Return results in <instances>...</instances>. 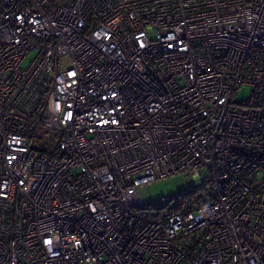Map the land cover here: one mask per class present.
Returning <instances> with one entry per match:
<instances>
[{
	"label": "built area",
	"instance_id": "obj_1",
	"mask_svg": "<svg viewBox=\"0 0 264 264\" xmlns=\"http://www.w3.org/2000/svg\"><path fill=\"white\" fill-rule=\"evenodd\" d=\"M0 264H264V0H0Z\"/></svg>",
	"mask_w": 264,
	"mask_h": 264
},
{
	"label": "rangeland",
	"instance_id": "obj_2",
	"mask_svg": "<svg viewBox=\"0 0 264 264\" xmlns=\"http://www.w3.org/2000/svg\"><path fill=\"white\" fill-rule=\"evenodd\" d=\"M150 37L154 38V35L150 34ZM34 56V52L29 53L24 60L23 67H27ZM249 94L250 89L244 87L238 92L237 100L245 101ZM195 188H197V185L194 178L183 174L172 175L149 183L146 187L139 189V196L145 207L144 213L149 214L159 208L173 207L176 204V196L182 195L184 192L193 191ZM166 200H170V202L166 203ZM139 213L142 214L143 212Z\"/></svg>",
	"mask_w": 264,
	"mask_h": 264
},
{
	"label": "trees",
	"instance_id": "obj_3",
	"mask_svg": "<svg viewBox=\"0 0 264 264\" xmlns=\"http://www.w3.org/2000/svg\"><path fill=\"white\" fill-rule=\"evenodd\" d=\"M192 197H193V196L189 197V199H187V202H189V200H190ZM185 203H186V202H178V203H176L175 206H173L172 210L177 211V210L182 209ZM187 204H189V203H187ZM188 206H189V205H188ZM189 207H190V206H189Z\"/></svg>",
	"mask_w": 264,
	"mask_h": 264
}]
</instances>
